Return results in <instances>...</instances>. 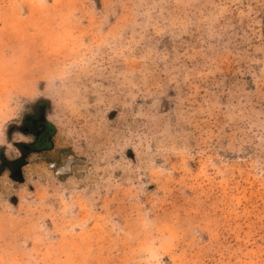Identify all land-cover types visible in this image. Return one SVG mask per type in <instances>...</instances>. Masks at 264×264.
<instances>
[{
    "label": "rangeland",
    "instance_id": "obj_1",
    "mask_svg": "<svg viewBox=\"0 0 264 264\" xmlns=\"http://www.w3.org/2000/svg\"><path fill=\"white\" fill-rule=\"evenodd\" d=\"M0 264H264V0H0Z\"/></svg>",
    "mask_w": 264,
    "mask_h": 264
},
{
    "label": "trees",
    "instance_id": "obj_2",
    "mask_svg": "<svg viewBox=\"0 0 264 264\" xmlns=\"http://www.w3.org/2000/svg\"><path fill=\"white\" fill-rule=\"evenodd\" d=\"M45 110V106L43 103L38 102L33 105L32 110L38 114V118L40 115L39 109ZM45 112V111H44ZM26 115L24 117V126L22 129H20L21 133H23V129L27 127L30 131L29 134L33 136V140L31 143L28 144H20V145H15V147L18 149V151L21 152V150H25L29 153H35L39 150H49L52 147V142H51V137L53 135V128L50 123H48L45 118L38 119L34 122H37V124H27L32 118V116ZM19 161V159H18ZM9 165V164H7Z\"/></svg>",
    "mask_w": 264,
    "mask_h": 264
},
{
    "label": "flooded vegetation",
    "instance_id": "obj_3",
    "mask_svg": "<svg viewBox=\"0 0 264 264\" xmlns=\"http://www.w3.org/2000/svg\"><path fill=\"white\" fill-rule=\"evenodd\" d=\"M39 112H40V115H39V118H38V114L36 112L32 111V113L30 115V116H32V118H31V120L29 122H27V124L30 125L31 122H32V124H37V122H34V121L44 118V110L41 108V109H39ZM29 131L30 130L27 127H25L23 129L24 135H29L30 137H32V140H33L34 138H33V136L31 134H29L30 133ZM45 151H47V150H39V151H37L35 153H29V152H27L25 150H21V152L19 151V160H23L25 157H27L30 154H40V153H43ZM9 171H13V169H10Z\"/></svg>",
    "mask_w": 264,
    "mask_h": 264
}]
</instances>
